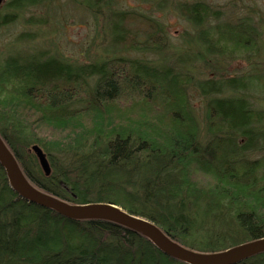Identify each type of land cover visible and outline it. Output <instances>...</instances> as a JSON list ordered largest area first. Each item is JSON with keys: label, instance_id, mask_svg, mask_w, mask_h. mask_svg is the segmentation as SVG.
Instances as JSON below:
<instances>
[{"label": "trees", "instance_id": "1", "mask_svg": "<svg viewBox=\"0 0 264 264\" xmlns=\"http://www.w3.org/2000/svg\"><path fill=\"white\" fill-rule=\"evenodd\" d=\"M48 1L12 0L8 8L19 17ZM115 2L81 0L104 23L100 54L89 62L27 44L21 51L14 41L0 48V136L24 176L69 205L114 204L194 252L264 237V110L254 102L264 100V67L200 81L179 59L153 66L120 58L122 50L163 53L169 37L154 19L117 11ZM173 2L194 29L184 43L201 48L199 65L211 57L251 65L264 50L251 18L225 23L204 1ZM250 81L259 86L242 84ZM190 90L203 101L202 126ZM34 144L50 176L29 151ZM0 264L185 263L117 224L75 221L21 200L0 164ZM241 264H264V254Z\"/></svg>", "mask_w": 264, "mask_h": 264}, {"label": "rangeland", "instance_id": "2", "mask_svg": "<svg viewBox=\"0 0 264 264\" xmlns=\"http://www.w3.org/2000/svg\"><path fill=\"white\" fill-rule=\"evenodd\" d=\"M11 1L4 0L3 6L0 8V17L9 15L6 17L10 21L7 25L0 26V48L12 46L11 43L14 41L19 50L37 47L41 50L40 52H51L75 64L89 62L94 59L97 53L100 54L98 46H100V35L102 34L104 23H101L100 20L95 21L82 8L81 0H50L45 3L46 6L41 5L31 8V10H25L23 15L21 14L19 17L15 16V11L8 8ZM182 1L206 2L214 11L221 13V21L225 23H234L246 17L251 18L260 33V36H258L260 45L264 44V0ZM176 5L173 0H117L114 4L115 10L139 13L154 19L163 26L169 37V43L165 52L160 54L122 50L116 52V55L120 58L144 60L153 66L173 65L175 59L183 57L186 63L179 68L191 69V75L200 81L208 78H219L217 75L219 71L227 72L229 77H236L252 73L254 67L263 69L264 50L259 55H256L255 62L251 65L248 64L247 59L242 57H211V59L205 60L203 65H199L202 58L199 57L198 53L201 48L196 43L192 46L184 43V35L186 33L193 34L194 29L175 9ZM47 18L48 23H44ZM186 50L190 51L189 54H187ZM208 64H210V67L207 66ZM242 84L244 86H259L254 81L243 82ZM239 86L240 83L234 85L237 88ZM256 98H258L254 100V102L257 101L255 102L256 108L264 110L263 97ZM190 100L193 104L195 117L202 126L204 105L196 90H190ZM262 155L253 153L251 157L253 159L260 158Z\"/></svg>", "mask_w": 264, "mask_h": 264}, {"label": "water", "instance_id": "3", "mask_svg": "<svg viewBox=\"0 0 264 264\" xmlns=\"http://www.w3.org/2000/svg\"><path fill=\"white\" fill-rule=\"evenodd\" d=\"M4 0H0V6ZM41 167L46 176L50 168L40 148H34ZM0 164L4 168L9 187L12 191L29 203L52 210L60 216L71 220H101L107 221L133 232L144 235L163 254L186 264H235L264 252V239L248 243L220 253L203 254L191 251L174 243L155 224L126 213L117 206L110 204L92 203L86 205H69L50 196L29 183L21 171L15 157L9 151L0 137Z\"/></svg>", "mask_w": 264, "mask_h": 264}, {"label": "bare ground", "instance_id": "4", "mask_svg": "<svg viewBox=\"0 0 264 264\" xmlns=\"http://www.w3.org/2000/svg\"><path fill=\"white\" fill-rule=\"evenodd\" d=\"M3 6V4L0 6V8ZM188 54H189V52H187ZM184 59V58H183ZM183 59H179V62L180 63H183V64H185L186 63V61H184ZM1 137V136H0ZM3 140V139H2ZM35 147H37V148H40L37 144H34V145H32L31 147H30V149H29V151L30 152H32V153H34L35 154V151H34V148ZM8 148V147H7ZM41 149V148H40ZM10 151V150H9ZM41 151H42V149H41ZM11 152V151H10ZM43 152V151H42ZM12 153V152H11ZM43 154H44V152H43ZM14 156V155H13ZM35 156L37 157V155L35 154ZM37 160H38V162H39V159H38V157H37ZM47 162H48V160H47ZM39 165H40V167H41V164H40V162H39ZM48 165H49V168H50V174H51V172H52V169H51V167H50V164H49V162H48ZM41 169H42V167H41ZM42 171H43V169H42ZM43 173H44V171H43ZM45 174V173H44ZM50 176V175H49ZM19 195V194H18ZM20 197V196H19ZM20 199L21 200H24V199H22L21 197H20ZM101 204H104V203H101ZM110 205H114V204H110ZM114 206H116V205H114ZM118 207V206H117ZM118 208H120V207H118ZM120 209H122V208H120ZM123 210V209H122ZM126 212V211H125ZM126 213H128V212H126ZM129 214V213H128ZM131 215V214H130ZM132 216H134V215H132ZM137 217V216H136ZM66 218V217H65ZM140 218V217H139ZM68 219V218H67ZM146 220V219H145ZM75 221H82V220H75ZM111 223V222H110ZM161 230V229H160ZM162 231V230H161ZM163 232V231H162ZM136 233V232H135ZM164 233V232H163ZM138 234V233H137ZM165 234V233H164ZM138 235H140V236H143L145 239H147V240H149L148 238H146L144 235H141V234H138ZM169 239H171L170 238V236H168L167 234H165ZM262 239H264V237H262V238H259V239H254V240H251V241H249V242H246V243H243V244H240V245H238V246H235V247H233V248H236V247H239V246H242V245H245V244H248V243H253V242H257V241H260V240H262ZM172 240V239H171ZM150 241V240H149ZM174 243H177V242H175L174 240H172ZM151 242V241H150ZM152 243V242H151ZM153 244V243H152ZM177 244H179V243H177ZM154 245V244H153ZM180 245V244H179ZM181 246V245H180ZM154 247H155V245H154ZM182 247H184V246H182ZM156 248V247H155ZM157 249V248H156ZM230 249H232V248H230ZM229 250V249H228ZM160 251V250H159ZM227 251V250H226ZM161 252V251H160ZM161 253H163V252H161ZM197 253H201V252H197ZM203 253V252H202ZM203 254H206V253H203ZM209 254V253H208ZM264 254V252H262V253H258L257 255H254V256H252V257H250V258H248V259H245V260H243V261H239V262H237V263H235V264H241L242 262H244V261H248V260H250V259H252V258H255V257H258V256H261V255H263ZM166 256H168V255H166ZM169 257V256H168ZM171 258V257H170ZM173 259V258H172ZM176 260V259H175ZM186 264V263H185Z\"/></svg>", "mask_w": 264, "mask_h": 264}]
</instances>
